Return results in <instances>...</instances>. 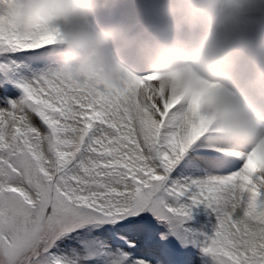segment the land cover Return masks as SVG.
<instances>
[{
    "label": "snow or ice",
    "instance_id": "obj_1",
    "mask_svg": "<svg viewBox=\"0 0 264 264\" xmlns=\"http://www.w3.org/2000/svg\"><path fill=\"white\" fill-rule=\"evenodd\" d=\"M60 38L55 25L0 36L6 74L19 73L16 53L44 65L18 75L21 95L0 106V264H152L128 219L145 212L211 264H264L261 146L190 134L204 101L166 93L147 73L123 83L71 75ZM201 209L210 230L187 227Z\"/></svg>",
    "mask_w": 264,
    "mask_h": 264
},
{
    "label": "clouds",
    "instance_id": "obj_2",
    "mask_svg": "<svg viewBox=\"0 0 264 264\" xmlns=\"http://www.w3.org/2000/svg\"><path fill=\"white\" fill-rule=\"evenodd\" d=\"M118 0H0V36L60 29L59 67L84 79L123 83L147 73L171 94L202 99L187 131L212 130L233 149L264 152V0H152L139 26L101 25ZM216 86V87H211Z\"/></svg>",
    "mask_w": 264,
    "mask_h": 264
},
{
    "label": "rangeland",
    "instance_id": "obj_3",
    "mask_svg": "<svg viewBox=\"0 0 264 264\" xmlns=\"http://www.w3.org/2000/svg\"><path fill=\"white\" fill-rule=\"evenodd\" d=\"M126 1L118 0L116 11L121 9L126 4ZM147 11L150 9L152 0H144ZM145 18V15L143 16ZM19 66V73L8 72L0 69V106L9 100L18 98L21 93L12 82L18 75H31L36 70L42 68H26L22 63L30 61L32 57H23L20 53L13 54L11 57ZM36 57H33V61ZM4 61V57L0 56V62ZM141 215L149 219L137 222L134 217L128 219L132 220L136 230L142 239L146 241V247L143 249V256L150 258L152 264H211L210 257L206 256L201 247L195 243L184 242L178 239L177 236L171 233L169 225L166 222L158 220L151 212H145ZM187 227L193 230H210L211 225L209 219L199 215L198 210L194 215V219L188 222ZM131 231L132 229H125Z\"/></svg>",
    "mask_w": 264,
    "mask_h": 264
},
{
    "label": "bare ground",
    "instance_id": "obj_4",
    "mask_svg": "<svg viewBox=\"0 0 264 264\" xmlns=\"http://www.w3.org/2000/svg\"><path fill=\"white\" fill-rule=\"evenodd\" d=\"M117 6L118 5L113 8L97 12L95 17L97 22L101 25L111 23H123L129 28H135L143 22V16L147 12L144 0H131L128 2L126 1V4L119 12L116 11ZM20 54L23 55V57L25 58L32 57L30 61L22 63L26 68L30 67L37 69L40 68V65L42 66V68L44 67V65L38 60V54H33L31 52H22ZM33 57H36L34 61ZM198 213L204 218L209 219L207 213L204 210H198Z\"/></svg>",
    "mask_w": 264,
    "mask_h": 264
}]
</instances>
